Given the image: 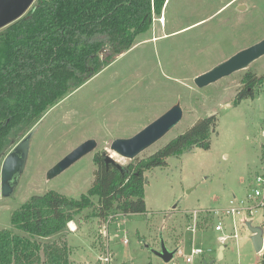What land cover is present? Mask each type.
Segmentation results:
<instances>
[{"label":"rangeland","instance_id":"rangeland-1","mask_svg":"<svg viewBox=\"0 0 264 264\" xmlns=\"http://www.w3.org/2000/svg\"><path fill=\"white\" fill-rule=\"evenodd\" d=\"M166 4L161 18L154 15L151 30L138 35L130 51L42 119L13 198L1 196L0 177V229L28 235L15 229L11 218L33 195L56 191L77 200L87 195L96 178L95 155L109 150L118 138L133 137L180 102L182 122L139 159L154 155L212 115L219 118L218 133L212 136L209 150L174 155L166 167L146 172L147 213H114L117 216L110 220L106 234L109 217L99 219L94 208H87L73 221L75 232L69 225L64 233L39 240L66 244L69 259L76 264H108L107 247L114 255L109 264H187L182 254L190 255L196 247L204 252L191 264H259L264 252H256L247 224L263 228L264 210L225 218L223 232L214 228L210 211L225 209L235 196L246 198L253 180L264 173V56L247 70L207 87L199 88L195 80L264 40V0H168ZM246 4L250 6L246 13L236 11ZM248 72L263 81L255 99L236 105ZM90 139L98 142L95 152L57 178L47 179L52 167ZM5 159L0 158V164ZM121 163L127 166L131 161ZM93 202L98 206L97 198ZM222 236L230 237L221 242ZM162 239L167 248L183 251L169 263L155 254Z\"/></svg>","mask_w":264,"mask_h":264},{"label":"trees","instance_id":"trees-1","mask_svg":"<svg viewBox=\"0 0 264 264\" xmlns=\"http://www.w3.org/2000/svg\"><path fill=\"white\" fill-rule=\"evenodd\" d=\"M167 1L37 0L21 20L4 28L0 32L1 161L64 98L130 51L136 37L151 30L154 15L161 18ZM245 77L246 87L236 95V105L255 99L263 81L249 72ZM218 126L217 115L199 120L154 155L137 157L124 174L107 169L97 153L96 178L87 195L77 200L48 191L31 196L12 213L13 227L28 235L0 229V264H76L70 261L66 244H43L39 239L64 233L87 208H94L104 221L114 213H147L146 172L166 167L174 155L209 150ZM259 264H264V255Z\"/></svg>","mask_w":264,"mask_h":264},{"label":"water","instance_id":"water-1","mask_svg":"<svg viewBox=\"0 0 264 264\" xmlns=\"http://www.w3.org/2000/svg\"><path fill=\"white\" fill-rule=\"evenodd\" d=\"M37 0H0V31L7 26L21 20L32 8ZM249 5H240L236 9L238 13H246ZM264 56V40L248 47L245 50L228 58L209 72L196 77L195 83L199 88L209 86L211 83L219 81L236 72L247 70L254 62ZM184 119V111L181 103H177L170 110L160 115L152 123L138 131L131 138H118L111 143L110 149L102 152L106 168L113 167L124 174L127 167L121 161H135L142 153L155 146L167 136ZM43 120L36 125L24 138L6 155V159L1 168V196L13 198L22 180L29 162V154L33 142V137L40 129ZM98 142L94 139L87 140L77 148L64 156L60 162L47 172V179L52 180L61 175L64 171L72 167L88 154L95 152ZM147 182V179H145ZM252 232V242L256 252H264V229L253 227L247 224ZM161 249L155 252L164 262L173 261L177 251L167 248L164 240L161 241ZM224 247H222V250Z\"/></svg>","mask_w":264,"mask_h":264},{"label":"built area","instance_id":"built-area-1","mask_svg":"<svg viewBox=\"0 0 264 264\" xmlns=\"http://www.w3.org/2000/svg\"><path fill=\"white\" fill-rule=\"evenodd\" d=\"M252 184L253 185L251 187V193L246 198L239 199L235 196L234 199L230 202V205L225 209L210 211V214L212 215V217L214 218V222L216 223L214 228H216L217 231L223 232L225 230V218H234L241 215L251 216V214L257 212L258 209L264 210V173L256 176ZM197 214L198 213H195V215ZM114 216L117 215L110 216L106 221V225H105L106 234H108L107 231L108 224L110 223V220L114 218ZM72 224L73 222L69 223L70 229L73 230V232H75V229H72L71 227ZM195 224H196V220L194 223V227L196 226ZM233 228L237 230L235 223L233 224ZM192 229H193L192 231L195 232L196 229L195 228ZM237 236H238L237 233L233 235V237L235 238H237ZM229 237L230 236L227 237L222 236L220 240L221 242H226ZM124 243L127 244L128 240L125 239ZM107 250L108 252H106L104 261L109 264L114 260L113 259L114 255L112 254L111 250H109L108 247ZM177 252L182 253L183 251H181V249H178ZM203 252H204L203 249L196 247L192 249L190 255H185L183 253L182 256L186 259L187 264H191L194 258L196 257V255L203 254Z\"/></svg>","mask_w":264,"mask_h":264},{"label":"flooded vegetation","instance_id":"flooded-vegetation-1","mask_svg":"<svg viewBox=\"0 0 264 264\" xmlns=\"http://www.w3.org/2000/svg\"><path fill=\"white\" fill-rule=\"evenodd\" d=\"M101 155H102V153H101ZM126 167H128V165L126 166ZM110 168V167H109ZM108 169V168H107ZM127 170H128V168H127Z\"/></svg>","mask_w":264,"mask_h":264},{"label":"bare ground","instance_id":"bare-ground-1","mask_svg":"<svg viewBox=\"0 0 264 264\" xmlns=\"http://www.w3.org/2000/svg\"><path fill=\"white\" fill-rule=\"evenodd\" d=\"M72 227V226H71ZM75 227V226H74Z\"/></svg>","mask_w":264,"mask_h":264}]
</instances>
